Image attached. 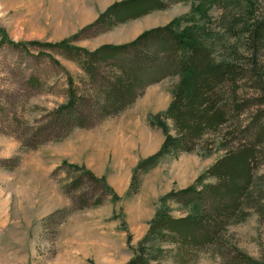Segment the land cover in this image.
I'll return each instance as SVG.
<instances>
[{
  "label": "rangeland",
  "instance_id": "rangeland-1",
  "mask_svg": "<svg viewBox=\"0 0 264 264\" xmlns=\"http://www.w3.org/2000/svg\"><path fill=\"white\" fill-rule=\"evenodd\" d=\"M254 1L260 11L264 0ZM111 2L0 0V30L14 43L52 44L75 38L74 46L93 51L190 15L197 0L166 1L165 10L154 11L144 20L130 23L133 24L130 27L119 26L100 34L98 28L84 30L98 19L83 15L85 7L98 5L101 11ZM248 9L243 2L232 3L226 10L215 6L209 11L210 28L219 33L215 38L217 60L227 59L229 49L244 53L241 36L226 37L222 32L239 24L234 30L237 33L247 21ZM66 72L81 93L88 91L87 81L82 79L76 64L61 51L0 45V264H126L148 233L162 206L161 199L171 192L213 184L212 179L199 186L196 182L225 154L219 136H210L205 149L200 146L190 154L174 152L163 156L155 168L139 177L137 192L130 193L133 170L140 161L155 155L165 140L162 129L149 125L150 117L166 112L179 81L177 77L151 86L131 108L132 113L104 119L88 130H76L75 136L81 135L78 139L82 145L72 149L75 156L69 160L74 164L60 160L57 150L59 143L72 137L74 131L64 141L48 142L32 150L29 147L35 134L51 123L53 111L67 101ZM128 115L138 118L132 128ZM117 120H122V127L116 124ZM160 120L168 134L174 136L172 123L165 118ZM141 127L149 130V136ZM56 133L51 129L52 135ZM86 135L89 141L85 140ZM96 141L104 153L100 166L89 154L83 159L76 157L79 154L76 150L95 149ZM63 162L85 168L97 179H103L116 198L63 166ZM262 174L264 166L258 169L256 177ZM75 180L80 183L72 190L70 186ZM99 200L100 206L81 209L84 204L92 205ZM163 205L173 218L188 213L174 200L168 199ZM241 211L245 217L228 227L225 240L264 264V184L260 181L255 179ZM192 264H222V261L213 249H207Z\"/></svg>",
  "mask_w": 264,
  "mask_h": 264
},
{
  "label": "trees",
  "instance_id": "trees-1",
  "mask_svg": "<svg viewBox=\"0 0 264 264\" xmlns=\"http://www.w3.org/2000/svg\"><path fill=\"white\" fill-rule=\"evenodd\" d=\"M166 1L185 0H125L113 4L84 30L98 28L97 34L111 31L130 20L165 10ZM243 2L249 7L247 21L237 33L234 30L239 24L227 27L222 34L241 36L244 53L229 49L227 59L217 60L215 38L219 33L210 28L209 11L215 6L226 10L232 3ZM74 40L14 43L0 30V45L61 51L87 81L88 91L81 93L66 72L67 101L53 111L51 123L35 134L29 148L64 141L75 130H88L104 119L118 117L149 87L177 77L166 112L150 117L149 125L162 129L165 140L155 155L140 161L133 170L130 193L137 192L139 177L155 168L163 156L190 154L200 146L205 149L210 136H219L225 152L196 182L199 186L212 179L213 184L171 192L161 199L162 206L148 233L126 264H192L207 249H213L222 264H262L230 245L225 235L231 224L245 217L241 210L255 179L264 184V174L256 177L264 166V7L259 11L254 0H197L190 15L144 31L126 44L89 51L74 46ZM46 56L61 66L51 55ZM161 118L172 123L174 136L168 134ZM51 129L57 133L52 135ZM62 165L116 198L103 179L85 168L66 162ZM79 183L73 181L70 189H77ZM168 199L184 206L188 213L182 218L171 217L163 205ZM100 205L101 200L81 209Z\"/></svg>",
  "mask_w": 264,
  "mask_h": 264
},
{
  "label": "crops",
  "instance_id": "crops-1",
  "mask_svg": "<svg viewBox=\"0 0 264 264\" xmlns=\"http://www.w3.org/2000/svg\"><path fill=\"white\" fill-rule=\"evenodd\" d=\"M122 1H125V0H122ZM122 1H116V0H112V2L110 3V6L109 7H111L113 4H115V3H119V2H122ZM114 2V3H113ZM96 3V2H95ZM99 3H101V0H98V4ZM113 3V4H112ZM95 7L98 9V5H94V6H89V7H85V13H83V15H85V14H89V15H93V16H96V18H98L99 17V15L100 14H103L109 7L108 6H105V7H102L103 9L100 11L99 9L97 10V9H95ZM101 7V6H100ZM87 10H88V13H87ZM151 13H153V12H151ZM151 13H149V14H151ZM149 14H147L146 16H143V17H141V18H138V19H136V20H130V21H128V22H126V23H124V24H120V25H118L117 27H130V26H132L130 23H133V22H136V21H141V20H144L145 18H147L148 16H149ZM97 20V19H96ZM95 20V21H96ZM94 21V22H95ZM93 22V23H94ZM129 24H130V26H129ZM116 27V28H117ZM156 28V27H155ZM113 30H115V28L113 29ZM143 33V32H142ZM140 34H137L134 38H132V39H129V40H127V41H123V43H119V44H113V45H122V44H126V43H129V42H131V41H133L135 38H137L138 36H139ZM122 36H124V37H126L125 36V34L124 35H122ZM105 45V44H104ZM104 45H101V46H104ZM106 45H109V44H106ZM110 45H112V44H110ZM100 46V47H101ZM99 48V47H98ZM97 48V49H98ZM96 50V49H95ZM94 51V50H93ZM149 88H151V87H149ZM148 88V89H149ZM147 89V90H148ZM147 90L145 91V93L147 92ZM145 93H144V95H145ZM143 95V96H144ZM142 96V97H143ZM141 97V98H142ZM140 98V99H141ZM139 99V100H140ZM138 102V100L136 101V103ZM136 103L133 105L134 107H135V105H136ZM133 106L132 107H130L129 109H127L125 112H123L122 113V115L121 116H123V115H127L128 113H132L131 112V108H133ZM120 116V117H121ZM129 117H131L130 119H128V121H129V124L130 125H132V126H130L129 125V127H133V125L137 122L136 120H138V118L136 117V116H134V115H128V118ZM137 118V119H136ZM118 122L116 123L117 125L120 123V126L122 125V124H124L123 122H122V120L121 121H119V120H117ZM113 125V124H112ZM112 125H110V126H112ZM122 127V126H121ZM145 128V127H144ZM143 127H141V129L143 130V131H145L146 132V134L149 136V134H150V132H149V130L147 129V128H145L144 129ZM76 131V130H75ZM75 131H74V133L72 134V137H70V138H68L66 141H64V142H62L61 144L59 143V147L57 148V150H58V153H59V155H61V158H60V160H65V161H67L68 163H73L72 161H70L69 160V158L71 157L72 158V155H73V157L75 156L74 154H73V152H72V149L74 150L75 149V147H77V146H79V145H82V142L81 141H79V137H81V135H76L75 136ZM77 132V131H76ZM100 137L103 135V133H100V134H98ZM106 135V134H105ZM147 135H145V136H147ZM116 135H114L113 137H115ZM113 137H111V138H113ZM74 138V139H73ZM89 137H88V135H86V139L85 140H88L89 141ZM144 142H146V141H144ZM99 145V143L96 141V148L95 149H88V150H86V149H81V150H76L77 151V153H79L78 155L76 154V157L77 158H80V159H83V158H85V156L87 155V154H89L90 155V157H91V160L92 159H94L95 161H98V164L97 165H99L100 166V162L103 160V149H102V147L101 146H98ZM145 146H147L146 144L144 145L143 144V147H145ZM86 148H88V147H86ZM91 153V154H90ZM74 164V163H73ZM102 165V164H101Z\"/></svg>",
  "mask_w": 264,
  "mask_h": 264
}]
</instances>
